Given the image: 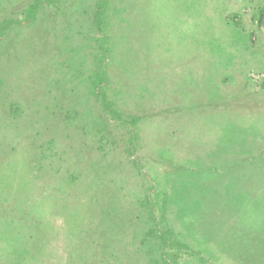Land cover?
Wrapping results in <instances>:
<instances>
[{
	"label": "rangeland",
	"instance_id": "obj_1",
	"mask_svg": "<svg viewBox=\"0 0 264 264\" xmlns=\"http://www.w3.org/2000/svg\"><path fill=\"white\" fill-rule=\"evenodd\" d=\"M58 1L0 38V231L13 200L46 195L90 215L64 239L86 264H264V0ZM99 45L117 121L94 92Z\"/></svg>",
	"mask_w": 264,
	"mask_h": 264
},
{
	"label": "trees",
	"instance_id": "obj_2",
	"mask_svg": "<svg viewBox=\"0 0 264 264\" xmlns=\"http://www.w3.org/2000/svg\"><path fill=\"white\" fill-rule=\"evenodd\" d=\"M6 2V1H5ZM8 3H13V1H7ZM62 1L58 0H32L23 1L24 5L18 8V15H20V20L15 16V12H8V14H2L0 20V38L3 36L4 30L12 22L19 23H34L39 16L42 9L48 7H56ZM100 5L97 4V8L94 9L98 11L99 22L98 29L100 32L105 33L102 26L107 22L109 16V5L111 1H98ZM103 3V7L101 4ZM104 9V11H103ZM14 16V17H13ZM106 34V33H105ZM102 49V55L93 70V84L94 92L96 96L102 97L104 100L106 114L110 121H117L122 119V113L117 111L113 106L115 100L108 99V94L104 90V86L107 84L108 73L102 70L101 63L107 61L104 58L105 52L109 51V48H105L103 45H99ZM103 56V57H102ZM112 57V56H111ZM121 121V120H120ZM124 123L125 121H121ZM132 122V121H131ZM133 123V122H132ZM110 143V142H109ZM129 142L126 145L127 153L129 155V160L133 161L136 158V153L134 152V145ZM148 183V189L156 195L160 194V189L156 183V179L151 177L147 173L141 172ZM39 188H42L40 186ZM52 187H47L42 189L45 193L46 190H51ZM34 190V189H33ZM43 193V192H42ZM150 192L146 190L143 203L153 211L156 207L154 201L150 199ZM22 198L21 200H13L12 204L15 206V212L8 213L7 217L10 219L11 230L8 232L0 231V237L5 240V245L3 250L9 247L7 259H9L10 264H86L84 262L82 254L86 248L81 246L72 247V250L65 246V240L67 237H72L75 234L80 235L84 239V235L88 234L89 231H85L83 226L79 229L78 233H75L78 228L85 222V219H89L90 215L79 212L78 210L72 211L69 205L62 206V208L55 206V200L49 196L43 195L39 200ZM16 203V204H15ZM150 210V220L154 218L153 228L147 229L144 234L143 239H147L146 236L151 235V231L156 229V226L160 224L159 217ZM60 217L62 220H59ZM70 221H78L74 228L70 227ZM145 222L149 223V220ZM5 232V233H4ZM96 237V233L94 235ZM160 237L166 241V234L162 233ZM63 244V245H61ZM96 245V240H95ZM5 248V249H4ZM164 254V253H163ZM164 259L163 264H169V260ZM11 260H13L11 262ZM97 264V263H96Z\"/></svg>",
	"mask_w": 264,
	"mask_h": 264
},
{
	"label": "built area",
	"instance_id": "obj_3",
	"mask_svg": "<svg viewBox=\"0 0 264 264\" xmlns=\"http://www.w3.org/2000/svg\"><path fill=\"white\" fill-rule=\"evenodd\" d=\"M262 21H263V19H262ZM251 75L255 79V81H258L262 78V75H260L259 73L253 72V73H251Z\"/></svg>",
	"mask_w": 264,
	"mask_h": 264
},
{
	"label": "crops",
	"instance_id": "obj_4",
	"mask_svg": "<svg viewBox=\"0 0 264 264\" xmlns=\"http://www.w3.org/2000/svg\"><path fill=\"white\" fill-rule=\"evenodd\" d=\"M260 4H261V3H256V4H255V7L253 8V10H254L255 8H258V7L260 6Z\"/></svg>",
	"mask_w": 264,
	"mask_h": 264
}]
</instances>
